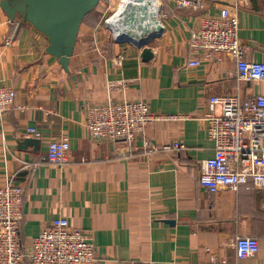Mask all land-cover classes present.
<instances>
[{"label":"crops","instance_id":"1","mask_svg":"<svg viewBox=\"0 0 264 264\" xmlns=\"http://www.w3.org/2000/svg\"><path fill=\"white\" fill-rule=\"evenodd\" d=\"M181 1L158 0L163 31L149 42L148 61L137 46L107 34L100 6V14L82 20L67 70L46 52L42 34L0 8V85L16 92L14 105L0 113V186L22 185V247L63 217L90 237L97 264H264V192H210L198 183L200 162L213 151L202 119L208 96L264 93V81L239 80L227 58L187 64L189 29L221 7L236 13L248 57L264 61V1L189 0L194 7H179ZM122 99L143 100L158 116L146 131L156 144L182 147L147 153L138 139L130 150L90 139L84 107ZM30 126L40 138L26 134ZM61 137L70 143L64 166L45 158L48 142ZM27 138L39 140L36 149L22 145ZM237 235L256 237L257 254L238 258L231 245Z\"/></svg>","mask_w":264,"mask_h":264},{"label":"built area","instance_id":"2","mask_svg":"<svg viewBox=\"0 0 264 264\" xmlns=\"http://www.w3.org/2000/svg\"><path fill=\"white\" fill-rule=\"evenodd\" d=\"M102 2L105 11H110L111 0L99 3ZM178 6L194 7L189 0L178 2ZM109 29L116 41L114 30ZM238 30L237 15L227 7H221L216 15L201 14L195 26L189 29L187 44L193 57L187 64L196 66L201 60L217 63L227 58L234 61L239 80L264 81V61L248 57L247 41L239 36ZM122 59L118 54L114 63L119 64ZM15 95L14 88L0 85V113L14 105ZM84 112L88 136L97 143L119 142L130 150L138 139L147 153L182 147L180 142L158 145L147 136V127L158 116L151 113L143 100L87 104ZM202 119L206 122V134L213 143V151L200 162L199 185L210 192L220 188L236 192L241 187L264 192V93L245 97L238 92L211 94ZM26 134L41 137L35 126L27 127ZM117 151L119 155L126 154L123 147H117ZM45 158L52 164L66 165L71 159L68 138L49 141ZM22 210V185L9 182L0 186V264H22L25 258L30 264H97L90 237L83 229L73 228L63 217L54 218L22 247ZM231 245L238 258L255 255L259 249L254 236L237 235ZM215 261L216 257H212V262Z\"/></svg>","mask_w":264,"mask_h":264},{"label":"water","instance_id":"3","mask_svg":"<svg viewBox=\"0 0 264 264\" xmlns=\"http://www.w3.org/2000/svg\"><path fill=\"white\" fill-rule=\"evenodd\" d=\"M264 1V0H263ZM100 0H0V8L9 20L20 18L42 34L47 40L46 52L59 59L61 65L67 70L68 58L73 52L79 26L82 20L98 4ZM125 21H133L126 17ZM163 31V26L156 21L153 30L143 28L138 42L128 39H117L120 43H130L141 49L140 59L148 61L152 58V49L148 45L151 40ZM34 144L35 149L38 139L27 138L22 140V145Z\"/></svg>","mask_w":264,"mask_h":264},{"label":"bare ground","instance_id":"4","mask_svg":"<svg viewBox=\"0 0 264 264\" xmlns=\"http://www.w3.org/2000/svg\"><path fill=\"white\" fill-rule=\"evenodd\" d=\"M129 16L132 17V22L125 21ZM156 21H159L158 0H121L107 24L114 30L115 39L138 42L146 38L141 37V30L143 28L153 30Z\"/></svg>","mask_w":264,"mask_h":264},{"label":"rangeland","instance_id":"5","mask_svg":"<svg viewBox=\"0 0 264 264\" xmlns=\"http://www.w3.org/2000/svg\"><path fill=\"white\" fill-rule=\"evenodd\" d=\"M103 3V2H102ZM99 3V5H97L88 15H86V17H90V16H97L98 14H100L99 12V8L100 6L103 7L102 5H104V3ZM121 3V0H111V3L109 5L110 7V11H106V13L104 14V16L101 18V27H103V29L105 31H107V34H109V36H112V34L110 33V27L107 24V21L109 22V18L110 16H113L116 12L117 6H119ZM106 4V3H105Z\"/></svg>","mask_w":264,"mask_h":264}]
</instances>
